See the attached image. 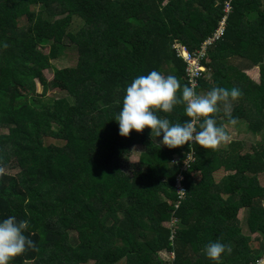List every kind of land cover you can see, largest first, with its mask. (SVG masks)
<instances>
[{"label": "trees", "instance_id": "trees-1", "mask_svg": "<svg viewBox=\"0 0 264 264\" xmlns=\"http://www.w3.org/2000/svg\"><path fill=\"white\" fill-rule=\"evenodd\" d=\"M50 6L51 20L41 16ZM73 17L82 21L75 32L67 30ZM48 43L47 54L37 50ZM175 43L206 47L209 76L201 73L197 94L242 91L232 115L258 138L250 155L242 156V141L169 149L149 128L119 135L115 118L135 78L155 70L188 85ZM65 47L75 49V66L46 80ZM253 67L257 82L244 72ZM50 89L64 96L46 100ZM157 115L188 119L183 105ZM213 116L229 124L222 105ZM0 128V222L27 220L36 243L10 264H217L205 253L217 240L232 249L219 264L264 256V0H0ZM179 177L183 199L174 208ZM166 250L170 260L159 254Z\"/></svg>", "mask_w": 264, "mask_h": 264}, {"label": "clouds", "instance_id": "clouds-1", "mask_svg": "<svg viewBox=\"0 0 264 264\" xmlns=\"http://www.w3.org/2000/svg\"><path fill=\"white\" fill-rule=\"evenodd\" d=\"M176 44L179 43L173 44L172 47ZM4 47L7 48L8 45L5 44ZM181 88L182 95L178 97L177 93ZM242 95V91L235 87L230 90L214 87L206 94L200 95L195 91V85L182 87L175 76L165 77L153 70L147 75L138 76L126 88L122 109L115 120L122 137H128L133 130L141 133L145 128H149L151 136H162L159 144L169 149L189 143L198 144L204 149H216L229 141V135L224 126H217L213 114L219 113L222 105L228 123L235 125L238 120L232 115V102ZM177 105L184 106L185 115L188 117L183 123L173 124L169 119L157 115L158 111L171 113ZM187 158L191 159V155ZM3 172L4 169L0 168V175ZM28 226L27 220L18 221L15 216H9L0 222V264H10L14 257L29 250H36L35 241L25 234ZM231 251L230 245L219 240L205 248L206 256L217 264L225 252L230 254Z\"/></svg>", "mask_w": 264, "mask_h": 264}, {"label": "rangeland", "instance_id": "rangeland-1", "mask_svg": "<svg viewBox=\"0 0 264 264\" xmlns=\"http://www.w3.org/2000/svg\"><path fill=\"white\" fill-rule=\"evenodd\" d=\"M39 8H37L36 10H38ZM39 11V10H38ZM50 13H56V8L53 6H50L47 9H43L41 16L43 18H47L50 19ZM81 20L77 17H73L71 24L69 25V27L67 28L68 31L71 32H75L78 27L81 25ZM37 50H39L40 52L47 54L49 51V43L45 44L43 46H37L36 47ZM57 56L54 59H50L49 63L51 65V69L48 71H43V74L46 78V80H50L52 78V69H61V68H65V67H73L76 64V51L74 48H63V50L59 51L57 54ZM231 65H233L235 67L234 63H231ZM245 74H247L254 82L258 81V71L256 67H253L251 69L245 70L244 71ZM205 76H209V72L206 71ZM38 91H40V87L38 85ZM64 93L62 91H58L57 89H50L48 90L47 94H46V100H49L50 97L53 98H58V97H63ZM237 124V131L235 129V126ZM235 125H231V124H225V130L227 131L228 135H229V141L234 140V141H242L245 143V150H243L241 152L242 156H246L247 154L250 155V150L246 149L249 148L251 143H254L256 140H258L257 136H253L250 132H248L246 130V121L240 119L238 120V122ZM6 131L3 128H0V134H4ZM228 141V142H229ZM48 143H53L54 141L52 140H47ZM227 142V143H228ZM227 143H222L219 147H224ZM140 151V147H134L131 149V153L128 154V156L126 157V160L128 163L132 164L134 162L137 161L138 158V153ZM225 172L222 171H218L217 173L215 172L213 175V179L216 183L219 182V180L224 176ZM195 178H197V176L195 175ZM259 182L260 185L262 187H264V174L259 175ZM264 206V203H263ZM244 211L240 210L238 212L237 218L238 220H240L241 222H243L244 220ZM243 233H248V231L246 230V228H243L242 230ZM250 237L253 238L255 237L254 234H250ZM161 258H163L164 260H170L172 258V254L171 251H162L159 253ZM87 264H91V263H87Z\"/></svg>", "mask_w": 264, "mask_h": 264}, {"label": "built area", "instance_id": "built-area-1", "mask_svg": "<svg viewBox=\"0 0 264 264\" xmlns=\"http://www.w3.org/2000/svg\"><path fill=\"white\" fill-rule=\"evenodd\" d=\"M229 11V6L226 5L224 8V12L227 13ZM224 27V17L220 20L218 27L216 28L214 39H218L221 34L223 33ZM211 40L206 41V45L210 44ZM176 52L177 57L181 58L182 61L185 63V77L186 81L189 86L195 85L197 86V79L201 76V73L205 70L203 64L201 63L204 56H205V49L206 47L203 45L199 49H196L194 51H189L187 48L181 44H176L173 46ZM181 178H177L175 188H176V194L178 196V199L176 203L174 204V208H177L179 203L181 202L182 194L183 192L180 191L181 185H180ZM183 190V189H182ZM251 264H264V256L261 258H258Z\"/></svg>", "mask_w": 264, "mask_h": 264}]
</instances>
